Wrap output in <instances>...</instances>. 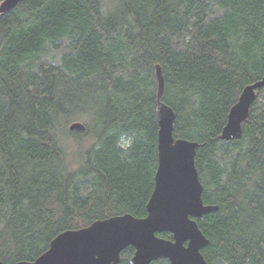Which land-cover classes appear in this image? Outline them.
<instances>
[{
  "label": "trees",
  "instance_id": "16d2710c",
  "mask_svg": "<svg viewBox=\"0 0 264 264\" xmlns=\"http://www.w3.org/2000/svg\"><path fill=\"white\" fill-rule=\"evenodd\" d=\"M63 42L60 65L42 61ZM156 64L174 137L199 144L202 199L218 207L197 222L206 264H264V89L241 139H219L241 90L264 73V0H23L0 15L3 264L35 260L64 230L145 217L157 166ZM75 121L84 133L69 132Z\"/></svg>",
  "mask_w": 264,
  "mask_h": 264
},
{
  "label": "water",
  "instance_id": "95a60500",
  "mask_svg": "<svg viewBox=\"0 0 264 264\" xmlns=\"http://www.w3.org/2000/svg\"><path fill=\"white\" fill-rule=\"evenodd\" d=\"M22 1L3 0L0 15L9 13ZM154 74L157 84V166L145 217L116 215L95 220L85 227L64 230L50 240L47 249L35 260L15 264H120L121 254L127 248L134 251L129 264H152L160 259L167 260L168 264H206L202 251L209 240L197 222L217 211L218 207L203 202L204 187L195 166L199 144L174 137L176 116L162 101L165 84L159 64L154 66ZM263 89L264 73L259 81L244 86L229 110L219 136L221 141L241 139L243 124L250 116L257 94ZM68 130L82 134L86 127L75 121ZM164 233L170 234L171 239L158 236Z\"/></svg>",
  "mask_w": 264,
  "mask_h": 264
},
{
  "label": "rangeland",
  "instance_id": "374dc122",
  "mask_svg": "<svg viewBox=\"0 0 264 264\" xmlns=\"http://www.w3.org/2000/svg\"><path fill=\"white\" fill-rule=\"evenodd\" d=\"M218 14H219L218 10L211 9L209 11L210 17H214ZM67 45L68 44L66 42H63L62 46H60V48L58 50H55L53 48H48L47 52L41 57L42 61H44L45 63H47L48 65H51V66L60 65V59H61L62 55L66 52ZM70 139L72 141L76 140L74 137H71ZM129 139L132 140L131 137H125L120 141V146L123 147V149L128 148V147H124L122 145ZM83 144H86V146H87L91 143H90V140H86V141H83ZM166 239H171V236H170V238H166Z\"/></svg>",
  "mask_w": 264,
  "mask_h": 264
},
{
  "label": "clouds",
  "instance_id": "9594fccd",
  "mask_svg": "<svg viewBox=\"0 0 264 264\" xmlns=\"http://www.w3.org/2000/svg\"><path fill=\"white\" fill-rule=\"evenodd\" d=\"M131 139L127 140L122 146L129 147L131 145Z\"/></svg>",
  "mask_w": 264,
  "mask_h": 264
}]
</instances>
